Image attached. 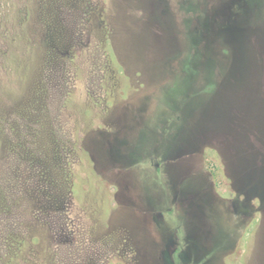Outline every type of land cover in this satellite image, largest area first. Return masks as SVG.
Wrapping results in <instances>:
<instances>
[{
    "label": "rangeland",
    "instance_id": "obj_1",
    "mask_svg": "<svg viewBox=\"0 0 264 264\" xmlns=\"http://www.w3.org/2000/svg\"><path fill=\"white\" fill-rule=\"evenodd\" d=\"M205 1L0 0V264H264V0Z\"/></svg>",
    "mask_w": 264,
    "mask_h": 264
},
{
    "label": "trees",
    "instance_id": "obj_2",
    "mask_svg": "<svg viewBox=\"0 0 264 264\" xmlns=\"http://www.w3.org/2000/svg\"><path fill=\"white\" fill-rule=\"evenodd\" d=\"M237 4L239 5L235 0H206L202 16H198L199 23L191 28L193 34L202 35L207 44L219 47L218 55H223L221 50L228 46L227 32L235 30V25L242 22L235 8ZM190 14L191 18L197 15L193 11Z\"/></svg>",
    "mask_w": 264,
    "mask_h": 264
}]
</instances>
